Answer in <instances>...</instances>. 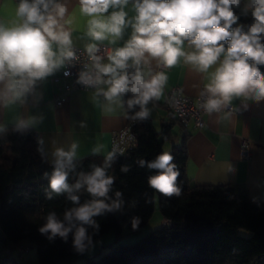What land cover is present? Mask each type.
Masks as SVG:
<instances>
[{
	"label": "clouds",
	"instance_id": "1",
	"mask_svg": "<svg viewBox=\"0 0 264 264\" xmlns=\"http://www.w3.org/2000/svg\"><path fill=\"white\" fill-rule=\"evenodd\" d=\"M129 4L134 11L131 17L126 11ZM241 4L242 0H79V12L88 18L86 35L92 41L115 44L131 28L123 46L108 51L107 63H102V57L96 54L97 43L86 45L92 69L81 72L79 81L85 86L107 85L98 94L109 105L121 106L123 96L131 93L128 107L139 105L141 110L135 116L146 119L150 114L147 105L161 98L168 82L166 72H153L151 61L155 60L158 67L171 69L182 60L208 74L209 82L201 93L206 96L201 107L207 113L220 112L234 98L262 101L264 74L259 66L264 65V0H247L244 4L242 14L246 16L250 10L253 18L246 31L244 25L238 24L240 16L235 12ZM67 13L66 5L58 0H19L16 19L10 24L0 21V101L15 103L36 81L76 58L72 30L68 27L73 20L66 18ZM185 42L189 50L185 49ZM213 66L214 71L209 72ZM32 123L34 118L20 119L15 130L23 132ZM0 131H4V125H0ZM77 147L73 143L67 151L56 149L51 175L45 173L51 190L47 198L52 199L53 193H68V199L77 206L66 210L63 220L55 212L49 213L39 231L49 234V239L56 236L66 239L75 230L74 245L83 251L85 241L91 243L84 226L98 227L93 217L119 210L123 200L119 191L115 193L116 199L109 196L115 178L106 171L118 146L107 152L103 166L79 173L75 184L69 185L68 175L74 169ZM102 147H94L93 154L100 153ZM119 151L123 153V149ZM173 159L168 151H163L152 161H140L141 167L146 164L148 169L156 170L148 178V184L165 196L180 194L176 183L179 171ZM121 171L128 172L129 166H122ZM81 189L92 197L83 204L73 194ZM138 224L139 219L134 218L132 227L135 229Z\"/></svg>",
	"mask_w": 264,
	"mask_h": 264
},
{
	"label": "trees",
	"instance_id": "2",
	"mask_svg": "<svg viewBox=\"0 0 264 264\" xmlns=\"http://www.w3.org/2000/svg\"><path fill=\"white\" fill-rule=\"evenodd\" d=\"M242 9L236 8L235 12L240 16L238 24L244 25L246 31L253 18L250 10L245 16ZM259 67L264 74V65ZM131 97V93L125 94L136 146L116 155L106 169L115 178L109 196L116 199L115 193L121 192L123 205L119 210L93 217L98 227H84L90 241L110 230L118 234L121 223L136 231L152 217L156 197L161 219L169 220L170 224L159 226L133 244L112 242L108 244L109 251L83 264H264V199L250 200L246 188L240 185L190 184L184 172L187 160L184 145H172L170 152L179 171L176 183L180 194L165 196L149 186L148 178L156 170L148 169L146 164L141 167L140 161H152L165 151L170 125L156 130L150 116L137 118L135 114L141 109L139 105L128 107ZM39 149H42L39 137L31 128L20 132L15 127H4L0 131V264H20L15 255L18 245L35 248L38 264L70 262L83 252L74 245L75 230L66 239L59 236L49 239V234L39 231L49 213L55 212L63 220L64 212L77 206L68 199V193H53L52 199L47 198L51 190L45 173L51 175L54 163ZM103 163L104 157L99 156L73 160L69 185L75 184L79 173H89L93 166ZM125 165L129 166L126 173L121 171ZM73 194L79 196L80 204L92 199L84 189ZM134 218L139 219L135 229ZM241 230L249 235L240 234Z\"/></svg>",
	"mask_w": 264,
	"mask_h": 264
},
{
	"label": "crops",
	"instance_id": "3",
	"mask_svg": "<svg viewBox=\"0 0 264 264\" xmlns=\"http://www.w3.org/2000/svg\"><path fill=\"white\" fill-rule=\"evenodd\" d=\"M68 9L66 18L73 23L68 27L72 30V48L85 49L89 43L106 44L122 47L131 35V28L125 30L123 37L115 44L107 40L92 41L86 35L87 17L79 12V0H60ZM247 0H242L241 8ZM19 0H0V21L10 24L16 19L15 9ZM111 11V10H110ZM129 17L134 15L131 4L126 8ZM55 50V45L53 46ZM185 49L187 42H185ZM223 57H221L222 59ZM106 60L103 63H107ZM153 72L164 71L168 82L159 100L150 101L147 105L149 116L156 130L164 124L170 125L169 140L164 149L172 145H184L187 160L184 167L185 175L190 184L195 186H244L252 201L264 199V100L255 101L234 98L230 104L233 113L219 112L206 115V125L198 130L192 123L187 127L181 124L165 110L163 101L165 92L180 87L183 94L195 98L205 91L209 82L208 74L200 73L183 61L174 68L164 69L152 60ZM61 66L51 75L36 81L32 89L15 103L5 104L0 101V125L15 127L20 119L34 118L28 128L39 137L44 156L54 163V152L58 148L69 150L73 143L77 144L76 156L73 160L89 156L105 157L112 150V135L126 129L129 124L125 95L122 105H109L99 91H74L66 96L64 102L56 106L54 99L62 93L63 82L53 83L52 78L62 69ZM214 67L209 72L214 71ZM133 71V69H129ZM107 87L104 89L106 90ZM111 107V111L107 110ZM155 120L157 126H155ZM250 142L251 158L249 161L240 159L242 140ZM103 145L100 153L93 154L92 149ZM163 219L160 218L158 226Z\"/></svg>",
	"mask_w": 264,
	"mask_h": 264
},
{
	"label": "built area",
	"instance_id": "4",
	"mask_svg": "<svg viewBox=\"0 0 264 264\" xmlns=\"http://www.w3.org/2000/svg\"><path fill=\"white\" fill-rule=\"evenodd\" d=\"M98 47L99 51L96 54L102 57L103 63L107 60V53L112 50V47L106 44H99ZM72 49L75 52L76 58L71 61H66L59 73L52 78L53 83L60 81L63 82L62 93L54 99V104L56 106L61 105L66 99V96L74 91H99V89H105L107 87V85L104 84L97 86H85L79 81L81 72L90 71L92 69V61L85 49ZM205 99L206 96L202 95L195 98L188 97L183 94L180 87H174L165 92L163 106L165 110L181 124L182 127L185 128L189 123H192L196 129L201 130L205 127V117L209 114L201 107ZM220 112L233 113L234 108L229 105ZM114 145L118 146L116 155H123L125 152L136 146V139L131 132V125L112 135V149ZM249 147L250 142L245 139L242 140L240 145V159L245 161L250 160L251 152ZM119 149H123L122 154ZM169 224V220H162L160 226H166ZM31 249L32 247L28 245L17 246L15 255L19 263L25 255L29 254Z\"/></svg>",
	"mask_w": 264,
	"mask_h": 264
},
{
	"label": "rangeland",
	"instance_id": "5",
	"mask_svg": "<svg viewBox=\"0 0 264 264\" xmlns=\"http://www.w3.org/2000/svg\"><path fill=\"white\" fill-rule=\"evenodd\" d=\"M154 123L155 126L158 127L156 120ZM165 151H168L169 153L171 152L168 146L165 148ZM155 202V209L152 217L150 218L147 224L143 225L138 230L131 231L126 224L121 223V230L118 234L115 230H110L109 232L103 234L100 238L91 241V243L86 246V248L83 250L82 254L79 255V257L75 258L70 262H64L61 264H83L89 258L97 259L100 255L109 251L108 244L112 242L117 245H129L136 243L144 236L150 234L152 231L156 230L159 227L158 223L161 218L158 210L157 197ZM240 234L244 236L249 235L243 230L240 231ZM20 264H38L36 258V249L32 248L29 254L25 255L23 259L20 260Z\"/></svg>",
	"mask_w": 264,
	"mask_h": 264
}]
</instances>
